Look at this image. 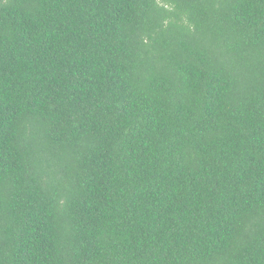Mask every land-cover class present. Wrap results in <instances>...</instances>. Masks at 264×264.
I'll return each instance as SVG.
<instances>
[{
	"label": "trees",
	"instance_id": "trees-1",
	"mask_svg": "<svg viewBox=\"0 0 264 264\" xmlns=\"http://www.w3.org/2000/svg\"><path fill=\"white\" fill-rule=\"evenodd\" d=\"M0 264H264V0H0Z\"/></svg>",
	"mask_w": 264,
	"mask_h": 264
}]
</instances>
